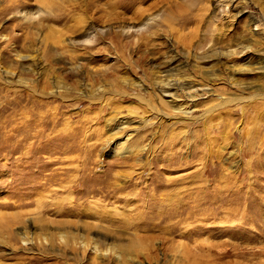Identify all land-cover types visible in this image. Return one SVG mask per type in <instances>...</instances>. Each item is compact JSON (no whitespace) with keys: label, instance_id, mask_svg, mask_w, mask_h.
Returning <instances> with one entry per match:
<instances>
[{"label":"rangeland","instance_id":"1","mask_svg":"<svg viewBox=\"0 0 264 264\" xmlns=\"http://www.w3.org/2000/svg\"><path fill=\"white\" fill-rule=\"evenodd\" d=\"M0 264H264V0H0Z\"/></svg>","mask_w":264,"mask_h":264},{"label":"bare ground","instance_id":"2","mask_svg":"<svg viewBox=\"0 0 264 264\" xmlns=\"http://www.w3.org/2000/svg\"><path fill=\"white\" fill-rule=\"evenodd\" d=\"M150 21V19H147L146 20V23H143V27H146V26H148V24H147V22H149ZM199 59V58H198ZM202 60H201V62L202 63H204V62H206L208 59L207 58H201ZM180 69H182V68H179L178 70H180ZM201 69V68H200ZM260 69V68H259ZM177 70V71H178ZM254 70V69H253ZM161 74H164L165 76H163V75H161ZM172 76H171V74L168 72V71H166V72H161L160 73V80L158 81V87L160 88V95H161V97L162 98H170L171 99V101L172 102H175L174 101V95L172 94V92L173 91H175V90H177V84H176V82H175V79H173V78H171ZM173 83V84H172ZM185 90H187V89H189V91H187L186 92V94L185 95H187L188 96V98H193L194 99V94H196V93H199V92H206V89L204 90V89H201V90H199V89H193L192 88V86H189V87H185L184 88ZM205 94V93H204ZM187 98V97H186ZM178 103V102H177ZM176 103V104H177ZM192 103V102H191ZM166 105L167 104H170V102H166L165 103ZM179 104V103H178ZM177 106V105H176ZM171 107H173V106H171ZM23 234V233H22ZM24 235V234H23ZM25 237V236H24ZM62 240V239H61ZM30 243V242H29Z\"/></svg>","mask_w":264,"mask_h":264}]
</instances>
